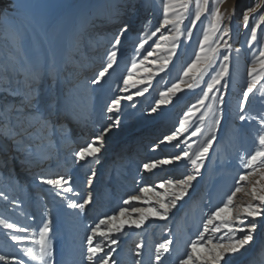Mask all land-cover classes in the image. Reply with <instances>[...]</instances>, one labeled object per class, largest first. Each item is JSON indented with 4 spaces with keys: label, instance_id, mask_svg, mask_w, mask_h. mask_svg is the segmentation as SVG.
I'll return each mask as SVG.
<instances>
[{
    "label": "rangeland",
    "instance_id": "374dc122",
    "mask_svg": "<svg viewBox=\"0 0 264 264\" xmlns=\"http://www.w3.org/2000/svg\"><path fill=\"white\" fill-rule=\"evenodd\" d=\"M166 4L169 18L178 23L165 26L153 37L151 33L163 22ZM216 9L223 18L221 27L229 30V36L223 39L213 29ZM198 10L201 17L193 25ZM261 15H264V0H0V109H13L10 113L0 111V116L10 115L12 122H16L14 106H19L27 83L24 69L39 78L45 97L57 101L49 110L51 124L45 131L51 136L52 149L41 146L37 139L31 142L27 152L18 150L0 128V192L8 197L5 200L0 196V219L17 226L9 229L0 225V255L19 257L25 264H37L24 250L37 247L34 242L38 239V230L43 222L51 219V264H89L86 237L101 218L117 213L121 207H145L139 202L124 205L123 201L130 195H138L145 185L155 186L166 178H182L192 170L186 159L159 166L151 172L143 170L142 165L179 154L188 144L192 145L187 149L191 152L212 134L217 139L209 150L201 175L167 220L150 219L140 229L126 228L118 235V245H110L106 238H94V244L99 242L116 249L112 256L117 264H137V261L154 264L155 246L171 239V250L164 254L161 264H178L187 254L188 245L203 230L210 209L221 205L226 195L234 191V181L241 171L240 157L258 147V134L264 131L259 125L264 119V68L261 67L264 57L260 56L264 51V22L256 28V40L251 34ZM124 23L130 27L115 49L117 58L113 69L100 85H92L91 79L106 63V54L113 50L114 37ZM162 34L178 35L179 43L167 69L159 72L169 55L165 49L173 43L171 39L161 40ZM205 35L209 37L206 42ZM145 40L144 49L138 51L139 44ZM225 40L231 46L229 52H225ZM202 42L209 55H213L212 48L218 49L216 69L222 60L219 53L230 56L223 117L214 132L210 118L201 120V115L207 112L206 106L213 103L206 100L205 106L199 105L203 83L192 90L186 84L181 85L184 91L173 97L172 104L162 105L157 113L150 112L159 93L183 78V71L196 54H205L201 52ZM154 43L162 47L156 49ZM147 51L155 54L144 60ZM141 60L144 67L152 69L151 74L143 68L131 69L133 62L139 64ZM151 60L157 63L150 64ZM251 68L256 72L249 76ZM5 69H8L6 74ZM129 71L134 79L147 80L151 76V87L143 96L122 102L121 111L111 114L113 119L119 116V123L106 135L99 161L89 159L77 163L74 153L111 122L106 113L110 99L129 94L120 91ZM213 74L210 69L204 80ZM184 79L187 83L193 82L190 78ZM254 80L256 88L241 112L243 91ZM135 90L129 87V92ZM192 105L196 109L186 115ZM241 114L247 117L246 121L239 120ZM182 120L186 121V130L177 131ZM197 127L201 133L192 136ZM173 132L185 142L180 148L175 147L176 141L160 143ZM62 133L68 136L63 137ZM44 169L53 176L71 177L73 192L57 196L50 186L41 184L38 175ZM93 171L96 176L88 186L87 177ZM247 187L250 186H242L234 204L248 202L249 197L243 190ZM89 194L92 202L84 212L68 208L69 202L80 201ZM259 223L253 243L234 258L233 264H264V218ZM19 227L29 231L21 233L17 230ZM12 235H26L28 239L17 243L11 239ZM137 244L144 245L140 257L134 254ZM0 264L6 262L0 261Z\"/></svg>",
    "mask_w": 264,
    "mask_h": 264
},
{
    "label": "snow or ice",
    "instance_id": "6c2138e0",
    "mask_svg": "<svg viewBox=\"0 0 264 264\" xmlns=\"http://www.w3.org/2000/svg\"><path fill=\"white\" fill-rule=\"evenodd\" d=\"M168 7L166 4L164 7L163 22L160 27H157L151 33V36H156L167 25H175L178 23L177 20L169 18ZM214 16L216 23L213 24V29L220 34L219 39L229 36V30L226 27H221L223 18L219 16V9L215 10ZM200 17L201 10H198L195 13V20H192V24L195 25ZM244 20L247 22V15L244 16ZM260 22H264V15H261L257 25L251 28L253 40L257 39L256 28L260 26ZM129 27L130 25L128 23H124L120 27L119 34L114 37V42L112 43L113 50L106 54V63L101 66V70L91 79L90 83L92 85H100L104 81L106 74H109V70L113 69L117 58V51L115 49L121 44V37L129 31ZM245 27H248L247 23H245ZM177 31L179 32V29ZM187 35L190 38L191 32L188 31ZM160 39H171L173 41L171 48L165 49L169 55L158 70L159 72H163L167 69L171 58L176 55L179 36L172 35L168 37L162 34ZM208 39V35H205L203 38L204 42L208 41ZM145 43H147L146 40L140 43L137 50L144 49ZM224 44L226 45L225 52H229L231 46L227 44L226 40ZM154 47L160 49L162 45L160 43H154ZM201 52L205 54H196L195 59L183 71V78L173 83L165 91L159 93V99L155 101V106L151 107L150 112L153 114L157 113L162 105L172 104L173 97H176L178 93L184 91L181 85L186 84L187 88L192 90L203 83L204 87L201 88L202 96L198 100V103L202 107L205 106L206 100H211L213 103L206 106L207 112L201 115V120L210 118L212 131L214 132L215 127L220 124L221 118L223 117L225 105L224 90L228 87V78L230 76V56L219 53V56H222V60L220 61L219 68L216 69L214 65L218 59L216 55L218 49L212 48L211 52L213 55H209L205 51L202 42ZM154 54L153 51H147L144 60H147L148 57H152ZM260 56L264 57V51L260 52ZM144 60H141L139 64L133 62L131 69L143 68L145 73L151 74L152 69L144 67ZM148 62L153 65L157 63L156 60ZM261 67L264 68V61H261ZM210 69L214 74L205 81L204 77L209 74ZM7 71L8 69H5V74ZM24 72L27 83L19 106H14L16 122H12L10 115L0 116V128L4 129L6 134L5 138L10 139L18 150L22 149L27 152L33 140L43 139L45 131L51 124V112L49 110L55 107L57 101L49 99L42 94L38 77H35L28 69H24ZM254 72H256V69L251 68L248 73L249 76ZM184 78H190L193 82L187 83ZM151 83V76L147 80L143 78L134 79L132 71H129L128 75L123 78L124 87L120 89L121 92L129 94L115 95L110 99L106 105V113L109 114L107 115V119L111 122L101 127L91 142L74 153V158L77 163L89 159L99 161V154L103 149L106 135L119 123V116L113 119V115L111 114L121 111L122 102L133 101L134 96H143L148 91V88L151 87ZM256 83L257 81L255 80L248 83L246 90L243 91L242 100L239 104L241 112L244 111L249 101V94L253 93L256 88ZM143 85H147V87H141ZM129 87L136 90L129 92ZM210 93L212 94L211 96L209 95ZM132 107H135L134 103ZM194 109H196V105H192V108L186 115L193 114ZM12 110L7 107L0 109V111L5 113H10ZM246 119L247 117L245 115H239L240 121H246ZM259 125L261 129H264V119L259 121ZM182 130H186V121L184 120L180 121L177 131ZM198 133H201L200 127H197L191 135L196 136ZM216 139L215 135L209 134L202 145L191 152L187 149L192 148V145L188 144L187 148H182L179 154L144 163L142 165L143 170L151 172L159 166H169L174 162L186 159L191 164L192 170L190 173L183 175L182 178H166L155 186L145 185L139 189L138 195H130L123 201L124 205H132L133 202H139L146 205L145 207H121L117 213L101 218L90 229V234L86 237V259L89 264H117V261L112 256V253L116 249L110 246H102L99 242L94 244V238H106L110 241V245H118L120 242L118 235L122 234L126 228L140 229L150 219L167 220L172 210L177 208L179 202L189 195L190 190L193 188V182L201 175V169L204 167L209 150L213 147V142ZM173 141H176L175 147L177 148H180V145L185 143L183 140H179L176 132L164 136L160 143H172ZM257 144L258 147L252 153L240 157L241 171L238 172L237 178L234 181V191L226 195L221 205L216 206L214 210L210 209L207 214V219L203 222V230L188 245L189 250L187 254L179 259L178 264H233L234 258L238 254H242V250L247 251V246L253 243L254 234L260 226L259 221L264 218V131L258 134ZM95 176L96 173L93 171L87 177L88 186L92 185ZM253 177H256V179H253ZM38 179L41 184L50 186L57 196H61L63 193L73 192L71 177L65 178L62 175H58L52 178L41 175ZM242 186H250L243 189L249 197V200L245 205L234 204V198L237 193L242 191ZM0 196H3L5 200L8 199L2 192H0ZM152 197H155V199H152ZM91 202L92 196L89 194L80 201L69 202L67 206L68 208L79 210V212H84L86 206ZM51 223V219H48L39 228L38 239L34 242L37 247L24 250V254L31 260L36 261L37 264H51L52 250L49 245ZM0 225L9 229L17 227L15 224L8 223L2 219H0ZM17 230L21 233H27L29 231L25 227H19ZM11 239L19 243L22 240L28 239V237L26 235H12ZM172 242L171 239H165L155 246L154 264H161L164 254L170 252ZM105 247H108V251H105ZM143 247V244L136 245L137 251L134 253L135 256L140 257L142 255L141 250ZM0 261H5L6 264L8 261H11L12 264H25L23 259L16 256L0 255ZM137 264H139V261H137Z\"/></svg>",
    "mask_w": 264,
    "mask_h": 264
},
{
    "label": "bare ground",
    "instance_id": "6f19581e",
    "mask_svg": "<svg viewBox=\"0 0 264 264\" xmlns=\"http://www.w3.org/2000/svg\"><path fill=\"white\" fill-rule=\"evenodd\" d=\"M64 127H67V126H64ZM44 135H45V138L44 139H40V142L42 143L41 146L42 145L43 146L45 145V146L49 147L50 149H52L51 142H50L51 136H49V134H47V133L46 134L44 133ZM62 135H63V137H67L68 136L65 133H62ZM56 142L59 143L60 141L59 140H56ZM69 152H71V150H69L68 153ZM41 175H44L46 177H52V178L55 177L49 171H47L46 169H44L43 172L38 175V177H40Z\"/></svg>",
    "mask_w": 264,
    "mask_h": 264
}]
</instances>
